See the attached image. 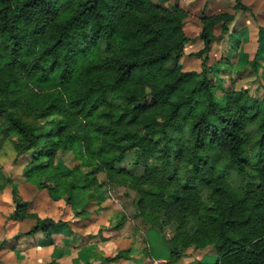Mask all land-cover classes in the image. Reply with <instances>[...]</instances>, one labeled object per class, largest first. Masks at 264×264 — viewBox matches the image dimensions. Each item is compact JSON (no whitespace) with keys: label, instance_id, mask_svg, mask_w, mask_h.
I'll return each mask as SVG.
<instances>
[{"label":"clouds","instance_id":"1","mask_svg":"<svg viewBox=\"0 0 264 264\" xmlns=\"http://www.w3.org/2000/svg\"><path fill=\"white\" fill-rule=\"evenodd\" d=\"M0 264H264V0H0Z\"/></svg>","mask_w":264,"mask_h":264},{"label":"trees","instance_id":"2","mask_svg":"<svg viewBox=\"0 0 264 264\" xmlns=\"http://www.w3.org/2000/svg\"><path fill=\"white\" fill-rule=\"evenodd\" d=\"M37 2V0H32V3L35 4Z\"/></svg>","mask_w":264,"mask_h":264}]
</instances>
